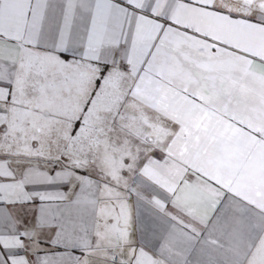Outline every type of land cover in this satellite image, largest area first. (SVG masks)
I'll return each instance as SVG.
<instances>
[{
	"label": "snow or ice",
	"instance_id": "obj_1",
	"mask_svg": "<svg viewBox=\"0 0 264 264\" xmlns=\"http://www.w3.org/2000/svg\"><path fill=\"white\" fill-rule=\"evenodd\" d=\"M0 264H264V0H0Z\"/></svg>",
	"mask_w": 264,
	"mask_h": 264
}]
</instances>
